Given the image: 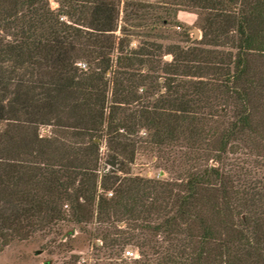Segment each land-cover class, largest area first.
<instances>
[{
  "label": "trees",
  "instance_id": "16d2710c",
  "mask_svg": "<svg viewBox=\"0 0 264 264\" xmlns=\"http://www.w3.org/2000/svg\"><path fill=\"white\" fill-rule=\"evenodd\" d=\"M135 2L0 0V252L80 232L107 264H264V0H167L200 38L132 48L168 24ZM140 148L167 179L130 175Z\"/></svg>",
  "mask_w": 264,
  "mask_h": 264
},
{
  "label": "rangeland",
  "instance_id": "374dc122",
  "mask_svg": "<svg viewBox=\"0 0 264 264\" xmlns=\"http://www.w3.org/2000/svg\"><path fill=\"white\" fill-rule=\"evenodd\" d=\"M135 3L152 4L155 7L161 5L159 9H156L158 14L167 17L168 24L160 28L157 32L153 31L150 35L156 36H142V30H132L133 33L130 35V46L136 48L145 40L157 41L164 47L168 45H185L186 38L183 32L189 34L191 41L198 40L200 38V30L198 29V14L197 10L191 7L184 6H170L164 4L167 0H135ZM168 12V13H167ZM124 17L122 8L120 12V25L121 19ZM194 30L198 32V35H194ZM119 31H117L118 33ZM160 37V38H159ZM162 37V38H161ZM188 45V44H186ZM165 60H169L170 56L166 54ZM41 136L49 135L48 127H41L39 131ZM104 147H102V150ZM126 169L130 175L135 177H141L145 179H167L168 175L161 168L158 167L156 162L155 153L148 148H140L132 164L126 166ZM66 227L65 234L67 233ZM76 230H78L76 228ZM75 241L70 245L71 250L61 251L60 248L50 244L52 236L42 237L36 235L27 241H15L0 252V264H64L69 261L71 255H80L87 264H107L108 260H96L93 256L89 240L83 234L76 233ZM130 250H138L132 246ZM140 250V249H139ZM141 251V250H140ZM103 254V253H102ZM82 263V261H81Z\"/></svg>",
  "mask_w": 264,
  "mask_h": 264
},
{
  "label": "water",
  "instance_id": "95a60500",
  "mask_svg": "<svg viewBox=\"0 0 264 264\" xmlns=\"http://www.w3.org/2000/svg\"><path fill=\"white\" fill-rule=\"evenodd\" d=\"M194 35L197 36L198 35V32L196 30H194Z\"/></svg>",
  "mask_w": 264,
  "mask_h": 264
},
{
  "label": "built area",
  "instance_id": "2783aa9c",
  "mask_svg": "<svg viewBox=\"0 0 264 264\" xmlns=\"http://www.w3.org/2000/svg\"><path fill=\"white\" fill-rule=\"evenodd\" d=\"M134 257H136L137 255H133Z\"/></svg>",
  "mask_w": 264,
  "mask_h": 264
}]
</instances>
